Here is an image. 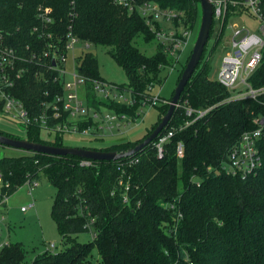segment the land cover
Masks as SVG:
<instances>
[{"label": "trees", "instance_id": "16d2710c", "mask_svg": "<svg viewBox=\"0 0 264 264\" xmlns=\"http://www.w3.org/2000/svg\"><path fill=\"white\" fill-rule=\"evenodd\" d=\"M132 1L134 5L154 2L181 13L187 29L196 28L199 22V0ZM41 5L53 8L51 30L55 35L62 37L72 27L82 41L109 50L128 80L121 86L131 89L136 100L133 106L99 101L89 84V105L140 119L141 105L151 98L154 87H163L166 79L162 74L171 64L142 15L117 0H0V33L21 54H27L28 48L40 53L47 45L31 33L40 24L37 13ZM138 38L146 44L156 43V53H143L137 48ZM261 61L249 79L253 89L264 86V53ZM200 63L180 105L210 111L195 120L176 108L168 127L160 133L173 131L162 157L155 141L131 157L111 162L27 152L0 159V203L21 187L39 183L42 176L56 188L51 218L62 244L59 252L34 253L28 260L23 244L10 243L0 250V264H90L94 251L101 264H264V148L262 168L248 179L228 176L220 169L240 137L256 129L253 121L264 117V94L256 100L230 101L232 94L218 80L209 78L211 62L205 54ZM79 64L80 73L90 81H104L94 52L82 55ZM48 79L49 75L44 81L27 74L16 93L33 116L42 114L43 103L53 98L56 87ZM173 93L165 99L168 104L155 107L158 119L141 139L79 148L119 153L135 148L168 113ZM187 122L193 123L186 126ZM90 126H95L92 120L79 124L81 130ZM42 134L43 129L35 123L28 127L24 139L66 147L63 135L49 142ZM179 144L184 147L183 158L177 155ZM132 160L139 162L127 166ZM84 161H90L91 166L82 165ZM83 233H94V237L80 243L78 237Z\"/></svg>", "mask_w": 264, "mask_h": 264}, {"label": "built area", "instance_id": "2783aa9c", "mask_svg": "<svg viewBox=\"0 0 264 264\" xmlns=\"http://www.w3.org/2000/svg\"><path fill=\"white\" fill-rule=\"evenodd\" d=\"M211 2L214 17L212 31L216 23L219 24L217 41L219 42L226 32L231 31L228 37L229 43L224 45L226 54L222 60L218 82L232 94L230 101L246 98L256 100L264 94V86L253 89L249 79L260 66L264 53V0H211ZM117 3L129 7L131 11H138L142 15L168 58L180 55L188 46L194 29L185 28L181 13L171 9H162L154 2L134 5L132 0H117ZM53 12L51 6L41 5L38 8L37 18L40 24L34 27L31 33L47 41L45 49L40 53L30 51L28 48L27 54H21L10 47L7 44V38L2 32L0 33V105H2L0 114L9 121L18 123L26 133L28 127L38 123L43 131L55 137L81 133L92 134L96 136V139H101L97 138L99 137L97 134L104 130L110 131L115 123H137L140 119H134L127 114H118L103 106L93 108L89 105L86 95L89 84H93V92L99 101L133 106L136 100L132 90L125 86L106 81H90L80 73L79 58L89 53L94 45L75 36L71 30L72 27L62 37L55 35L51 30L55 23ZM244 17L256 22L252 29L229 24L230 20ZM27 74H33L36 79L44 81H47L49 75L48 80L56 87L52 100L43 103L45 111L42 114L33 116L28 112L24 103L16 97L21 81ZM145 101L140 107L138 116L144 115L143 108L146 105L155 107L168 104L158 95L151 96ZM177 108L184 109L185 115L189 118L196 117L195 120L205 117L210 111H198L190 106L180 105V103ZM110 111L112 113L107 114ZM89 120H92L95 126L81 130L80 122ZM253 122L256 129L249 130L240 137L239 143L232 148L228 159L220 167L221 171L228 176L245 180L262 168L264 117L255 119ZM192 123L187 122L186 126ZM172 136L173 131L160 134L156 139L160 157L163 156L164 145L170 141ZM183 150V144H179L177 150L179 158L184 157ZM138 162L139 160L129 161L127 166L130 167ZM82 165L91 166V162L84 161ZM119 184L124 186L122 179ZM37 185L38 182L30 185V188H36ZM0 186H2L1 175ZM125 186L128 191V182ZM8 198L6 196L0 206L6 204ZM22 211L27 210L23 207ZM92 236L94 237V233ZM10 243L3 242L0 234V250ZM47 249L52 253L61 250L55 243L49 245Z\"/></svg>", "mask_w": 264, "mask_h": 264}, {"label": "rangeland", "instance_id": "374dc122", "mask_svg": "<svg viewBox=\"0 0 264 264\" xmlns=\"http://www.w3.org/2000/svg\"><path fill=\"white\" fill-rule=\"evenodd\" d=\"M196 29L192 31V38L190 39L188 46L184 49L180 55L176 57H169L170 66L166 68L162 76L166 79L163 87L156 86L150 94L151 96L158 95L163 99H170L172 93L175 91L178 85V76L183 71L188 57H190L195 42L199 35V27L202 20V7L200 2V16ZM231 25L245 26L248 29H252L256 24L255 21H251L244 18H237L229 21ZM228 24V25H229ZM219 24L216 23L209 42L206 45L205 58L211 62V70L209 72V78L212 80H218V75L222 67V60L226 54L224 45L229 43V35L231 31L225 33L224 37L217 41L219 34ZM137 48L141 49L147 56H153L157 49L156 43L146 44L143 38L136 40ZM90 53H95L99 60L100 74L104 81L107 83H116L124 85L127 83L125 72L119 67L113 58L109 54V50L92 46L89 50ZM79 55V53H78ZM77 55V56H78ZM158 107V106H155ZM146 105L144 115L137 121V123L125 122L115 123L114 127L108 131L104 130L97 134V138H101L103 141L96 140V136L90 134H65L63 137V143L66 147L79 148L80 146H87L91 148L105 147L112 143H123L128 141H137L143 137L148 128H151L159 116V109ZM112 113L111 111L107 114ZM120 124V125H119ZM129 124V125H127ZM0 131L8 134L20 137L24 139L26 137V131L18 123H13L0 114ZM43 138L48 141L55 139L54 135H48L46 131H43ZM24 151L16 150L9 147L0 146V159L4 156L19 157ZM57 190L48 182L45 176H42L36 188H30L25 185L21 187V190L10 196L7 200L6 206H0V234L3 242L21 243L29 252L28 260L37 255L38 253L46 252L47 247L55 243L58 249L61 248V236L58 233L55 221L51 218V211L53 201L56 196ZM33 207L31 208V206ZM25 207L27 211H22ZM91 233H83L78 237L80 243L88 242L92 240ZM58 252V251H56ZM90 264L99 263V255L97 251H94L93 257L90 260Z\"/></svg>", "mask_w": 264, "mask_h": 264}, {"label": "water", "instance_id": "95a60500", "mask_svg": "<svg viewBox=\"0 0 264 264\" xmlns=\"http://www.w3.org/2000/svg\"><path fill=\"white\" fill-rule=\"evenodd\" d=\"M201 2L202 7V20L199 27V35L195 42L194 49L190 55L189 60L187 61L186 68L184 69V72L181 76V80L179 81L175 91L174 95L169 103V111L168 113L161 119L158 126L156 127V130L145 138L141 144L136 146L135 148H132L125 153L121 152H105V151H99V150H89L85 148H73V147H57L54 145H44L41 143H32L29 142L26 139H14L10 138L6 135L0 134V146L2 147H9L16 150H22L27 153H38L48 156H55V157H65L67 155H71L74 157L84 158L92 161H118L121 159H124L126 157H131L132 155L140 152L142 149H144L146 146L150 145L151 143L155 142L160 133L165 130L169 123L171 122V119L173 118L177 105L180 103L182 98V93L184 92L187 84L192 79L191 77L195 73V71L198 69L199 65L201 64V60L206 52V45L209 42V39L212 35V27H213V5L211 0H199Z\"/></svg>", "mask_w": 264, "mask_h": 264}]
</instances>
